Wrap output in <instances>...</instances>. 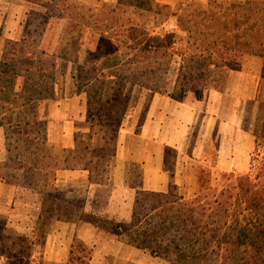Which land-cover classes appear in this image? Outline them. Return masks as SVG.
I'll return each mask as SVG.
<instances>
[{
    "label": "rangeland",
    "instance_id": "374dc122",
    "mask_svg": "<svg viewBox=\"0 0 264 264\" xmlns=\"http://www.w3.org/2000/svg\"><path fill=\"white\" fill-rule=\"evenodd\" d=\"M140 2L141 5H146L144 0ZM103 5L106 4L87 6L93 10L92 17L87 21L99 28L109 26L112 29L104 39L95 29L89 32L82 28L81 32L77 36L73 35L71 39L72 30L61 29L58 52L71 59L68 70L74 75V84L88 93L90 107L95 110H91V114L95 116L93 128L87 131V124L79 126L83 132H79L76 137L77 149L72 153L55 150L51 144L43 142L44 127L36 125L31 119L34 116V106L31 102L34 103L38 96L49 94L46 88L52 79L46 76L54 68H50L48 59L37 63V58L35 61L28 58L24 60L25 56L11 51L7 53V60L0 67V125L6 133V150L10 155L8 167L16 170L10 174L12 190H0V264L67 263L68 252L64 248V233L59 229L62 223H67L63 222L64 220L74 222L84 205L83 200L79 198L76 200L77 208H72L69 202L73 199L67 196V192H53L49 188L53 171L56 167L65 165L76 169L88 167L92 177L96 179L95 182L105 183L107 175L102 170L114 154V140L120 119L117 110H120L123 103L122 94H118L117 89L127 85L123 84L125 78L134 79L130 75L133 70L142 69L140 73L136 72V81H147V78L157 89L165 88L168 93L172 92L176 83L178 93L184 86V81L176 82L179 74H183L180 77L185 76L189 81L186 87L198 86L197 82L195 84L192 80L198 75L197 72L188 77L189 70L193 71L196 64L194 61L190 62L188 57L199 52L206 56L211 54L209 62L214 64L215 68L204 70L206 87L226 88L236 94V114L240 117L241 128L246 132L259 133L264 124V0H238L230 4L211 5L210 12L204 16L194 13V4H190L187 11L182 13V23L188 30L181 41H177L164 55L162 49L152 56L147 53L150 48L152 51L158 47L156 39L162 37L160 31H151L150 36H145V33H148L146 29L145 33L137 34L133 40L134 35L128 39L126 45L130 48H120L121 39L117 37H126L133 21L132 15L122 7L133 5V0H124L119 9H116L117 4L107 5L114 7L110 12L103 11ZM33 20L40 27L44 23L43 20L46 21L38 16ZM144 20L140 19L141 22ZM75 32L76 30H73V33ZM40 34L38 29L29 38L32 42L31 53L36 57L41 55L37 45ZM109 38L111 40H108ZM181 57L187 58L186 61L182 62ZM141 58L151 60L149 65L154 68L151 76L146 78L143 71L148 63H136ZM94 68L97 69L95 72ZM40 71H44L46 76L41 77ZM14 75L23 77V90L20 93L14 90ZM39 93L41 94L38 95ZM241 98L243 102H240ZM25 122L29 123L27 127ZM251 170L252 166L250 172ZM26 180L31 182L34 190L26 188ZM207 180V174H200V188L192 192L193 194H185L186 200L209 192L206 189ZM46 183L48 185L44 187ZM224 187L233 188L234 201L237 200L238 204L235 213L243 211V215L249 218L250 213L245 210L247 204L238 203L244 201L243 187L239 185L238 177L216 175V188L220 191ZM257 192H260V189ZM81 195L83 196L84 192ZM214 195L216 196V192ZM173 196L179 197L176 192ZM257 203L263 213L264 204ZM83 217L81 216L99 227L100 231L95 235L96 245L99 243V247L111 246V240L104 234L113 223L104 219L93 221L90 218L85 219L84 215ZM56 218L61 221H56ZM56 232L61 233L60 239L56 238ZM48 242L54 243L55 247H48ZM122 244L125 246L124 252L117 250L108 254H92L90 263L167 264L162 259L153 258L148 253L133 250L130 246Z\"/></svg>",
    "mask_w": 264,
    "mask_h": 264
},
{
    "label": "crops",
    "instance_id": "0c3cea01",
    "mask_svg": "<svg viewBox=\"0 0 264 264\" xmlns=\"http://www.w3.org/2000/svg\"><path fill=\"white\" fill-rule=\"evenodd\" d=\"M63 1L0 0V67L4 54L31 44L30 35L40 29L37 45L40 53L54 62L53 84L47 96H38L34 103L31 102L34 106L31 119L44 127L43 142L51 144L55 150L72 153L77 149L76 137L83 132L79 126L88 125L86 114L90 101L88 93L74 84V75L68 70L71 60L56 57L61 29L66 26V21L56 16L64 9ZM68 1L86 7L117 4L120 8L124 0ZM237 1L144 0L146 5H141L140 0H133V5L122 9L132 15L131 27L160 31L162 37L166 34L183 37L188 27L182 23V13L187 11L188 5L194 4V13L204 16L210 12L211 5ZM50 14L41 27L33 20ZM141 18L146 21L141 22ZM85 30L90 32L88 28ZM13 77L14 90L20 93L23 77ZM117 92L122 94L123 103L117 110L120 119L114 154L102 170L107 175L105 183L95 182L87 168H56L52 174L49 188L53 192H67V196L75 200L69 202V206L76 209V200H83L81 214L72 223L64 220L67 223H62L59 229L64 233V248L68 253L74 235L91 248L94 256L125 250L123 242L109 231L104 235L112 245H96L95 235L100 231L99 227L82 219L83 215L93 221L104 219L113 224H129L137 193L173 195L176 192L178 198L186 200L185 194L200 188V174L208 175L206 189H215L216 175L250 172L254 138L241 128L240 117L236 114L237 96L229 89L210 86L201 91L199 97L188 92L180 99L172 98L168 92L160 94L137 85H124ZM240 102H243L242 98ZM9 157L5 129L0 126V190L11 191L13 188L9 179L16 170L8 167ZM56 221L61 219L56 218ZM53 238L55 240L54 234ZM56 238L60 239L61 233L56 232ZM47 245L51 249L55 247L54 243L48 242Z\"/></svg>",
    "mask_w": 264,
    "mask_h": 264
},
{
    "label": "trees",
    "instance_id": "16d2710c",
    "mask_svg": "<svg viewBox=\"0 0 264 264\" xmlns=\"http://www.w3.org/2000/svg\"><path fill=\"white\" fill-rule=\"evenodd\" d=\"M63 7L61 14L55 15L66 21L65 28L72 30L70 39L73 35L77 36L82 28L95 29L103 39L109 36L110 30H112L109 26L99 28L88 23V18L92 17L93 14L92 9L74 2L66 3L65 0L63 1ZM113 8V6L103 5V11L110 12ZM116 9H119V6ZM50 16L51 14L45 19ZM114 29L118 30L117 28ZM73 30H76V32L73 33ZM142 32L145 33L146 29L131 27L129 32H126V37H117L121 39L119 41L120 48H123V46L125 48L129 47L126 45L128 39L134 35L133 40L137 34ZM146 35L150 36L151 31L145 33ZM181 39L182 37L179 34H166L164 37L156 39L158 42L157 48L152 51L150 48L148 53L145 52L152 56L163 49L162 54L164 55ZM108 40H111V38ZM30 47L31 44L18 50H11L25 56L24 60L28 58L30 61H35L34 59L37 58L36 62L42 63L44 59H48L51 63L50 68H54L52 58L42 53L36 57L31 53ZM194 52L196 53V50ZM6 55L7 53L3 55L2 64L7 60ZM56 57L63 61L71 60L67 56H62L59 52ZM210 58H212L211 54L206 56L203 52L188 57L190 62L194 61L196 63L195 67L193 66V71L189 70L188 77L197 72L198 75L192 80L195 84L197 82L198 86L186 87L189 81L185 76L180 77L183 74H179L176 82L177 80L184 81V86L177 93L175 83L170 96L180 99L184 94L190 92L199 97L201 91L207 88V78L204 76V70L210 67L215 68V65L209 62ZM186 59L181 57L182 62H185ZM150 61L141 58L136 62L138 64L148 63L143 71L145 78L153 73L154 68L149 65ZM129 63H133V61H129ZM94 69L95 72L97 69ZM133 71L130 75L134 79L128 80L125 78L123 84L129 85V87L137 85L160 94L167 93L165 88L161 89L160 87L157 89V86L150 83L147 78L145 79L147 81H136V72L140 73L142 69L137 68L136 71ZM40 76H46V73L40 71ZM46 77L52 79V82L46 88L49 93L53 84L52 72L47 74ZM91 110L92 108L89 107L86 114V122L90 130L93 128L95 121V116L91 114ZM24 125L27 127L29 123L25 122ZM252 136L254 138V149L250 157L251 172L245 175L221 174V176L227 178L238 177L239 185L243 187L244 196V201L238 203L247 204L245 210L250 213L249 218L243 215V211L235 213L238 204H236L237 200L234 201L233 188L229 187H224L220 191L217 188L208 189L209 192L190 200L175 198L172 194L160 195L141 192L136 194L130 223L127 225L113 224L109 232L118 241L136 250L148 253L153 258L162 259L167 264H264V212L261 213L259 203H257L264 204V124L261 131L252 134ZM65 162L66 160H64ZM56 168L63 170L68 169L69 166H58ZM47 185L46 183L44 187H47ZM26 188L34 190V186L31 185L29 180H26ZM259 189L260 192H257ZM210 192L213 194L211 195ZM215 192L216 196L214 195ZM86 221L92 226H98L92 221ZM91 259V249L74 235L66 264H90Z\"/></svg>",
    "mask_w": 264,
    "mask_h": 264
}]
</instances>
